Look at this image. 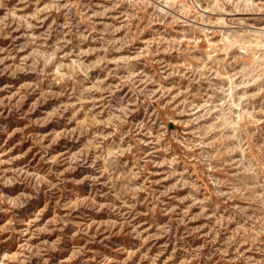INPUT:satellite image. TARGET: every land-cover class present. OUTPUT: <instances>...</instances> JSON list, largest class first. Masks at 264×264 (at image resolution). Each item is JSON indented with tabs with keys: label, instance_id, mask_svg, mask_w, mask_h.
Here are the masks:
<instances>
[{
	"label": "rangeland",
	"instance_id": "obj_1",
	"mask_svg": "<svg viewBox=\"0 0 264 264\" xmlns=\"http://www.w3.org/2000/svg\"><path fill=\"white\" fill-rule=\"evenodd\" d=\"M0 264H264V0H0Z\"/></svg>",
	"mask_w": 264,
	"mask_h": 264
}]
</instances>
